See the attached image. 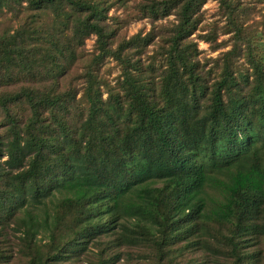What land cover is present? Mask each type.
<instances>
[{
  "label": "trees",
  "instance_id": "1",
  "mask_svg": "<svg viewBox=\"0 0 264 264\" xmlns=\"http://www.w3.org/2000/svg\"><path fill=\"white\" fill-rule=\"evenodd\" d=\"M216 1L0 0V264H264V0Z\"/></svg>",
  "mask_w": 264,
  "mask_h": 264
},
{
  "label": "rangeland",
  "instance_id": "2",
  "mask_svg": "<svg viewBox=\"0 0 264 264\" xmlns=\"http://www.w3.org/2000/svg\"><path fill=\"white\" fill-rule=\"evenodd\" d=\"M217 7V1L216 0H206V2L203 4V9H202V14H203V22H210L215 16V10ZM122 8H118L117 12H120ZM110 12H113L111 9ZM256 17H259V14H256ZM150 26V22L148 19L143 18L140 20H134L131 21L128 25L123 26L121 28V33L123 34H131L132 32H135L137 29L140 27L143 28L144 30L148 29ZM226 34H220L219 38L225 37ZM93 42V38H88L86 40V46L88 49L91 48ZM199 46L203 49L202 54L206 55H214L218 50L212 51L208 47V43L204 41H199ZM228 47V46H227ZM226 47V48H227ZM225 48V47H224ZM112 61H109L107 64H111ZM117 72V68H112L109 75L112 76Z\"/></svg>",
  "mask_w": 264,
  "mask_h": 264
}]
</instances>
